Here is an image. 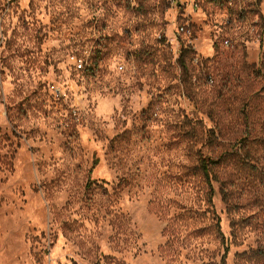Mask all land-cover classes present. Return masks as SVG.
<instances>
[{"label":"rangeland","instance_id":"1","mask_svg":"<svg viewBox=\"0 0 264 264\" xmlns=\"http://www.w3.org/2000/svg\"><path fill=\"white\" fill-rule=\"evenodd\" d=\"M0 264H264V0H0Z\"/></svg>","mask_w":264,"mask_h":264},{"label":"trees","instance_id":"2","mask_svg":"<svg viewBox=\"0 0 264 264\" xmlns=\"http://www.w3.org/2000/svg\"><path fill=\"white\" fill-rule=\"evenodd\" d=\"M214 162H215V160L214 159H211L210 157H203L202 158L201 165H202V168L204 170V173H205V175H206V177L208 179H209V176H210V174H209L210 164L211 163H214Z\"/></svg>","mask_w":264,"mask_h":264},{"label":"built area","instance_id":"3","mask_svg":"<svg viewBox=\"0 0 264 264\" xmlns=\"http://www.w3.org/2000/svg\"><path fill=\"white\" fill-rule=\"evenodd\" d=\"M79 66H80V67L82 66V63H81V62L79 63Z\"/></svg>","mask_w":264,"mask_h":264}]
</instances>
